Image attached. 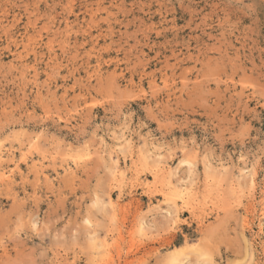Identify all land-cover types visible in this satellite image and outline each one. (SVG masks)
Instances as JSON below:
<instances>
[{"label":"rangeland","instance_id":"374dc122","mask_svg":"<svg viewBox=\"0 0 264 264\" xmlns=\"http://www.w3.org/2000/svg\"><path fill=\"white\" fill-rule=\"evenodd\" d=\"M0 151V264H264V0H0Z\"/></svg>","mask_w":264,"mask_h":264},{"label":"bare ground","instance_id":"6f19581e","mask_svg":"<svg viewBox=\"0 0 264 264\" xmlns=\"http://www.w3.org/2000/svg\"><path fill=\"white\" fill-rule=\"evenodd\" d=\"M131 150H133V149L131 148ZM0 152H1V151H0ZM137 153H138V152H137ZM1 160H2V159H1ZM8 160H9V159H8ZM1 164H2V163H1ZM117 165H118V164H117ZM160 165H161V164H160ZM163 166H164V165H163ZM157 167H158V166H157ZM120 170H121V169H120ZM125 171H126V170H125ZM121 172H122V171H121ZM122 176H123V175H122ZM164 177H165V176H164ZM157 178H158V176H157ZM157 182H158V181H157ZM169 184H170V183H169ZM155 185H156V184H155ZM153 186H154V184H153ZM173 187H174V186H173ZM178 193H180V192H178ZM170 196H171V195H170ZM183 196H184V194H180L179 197H180L182 200H184V197H183ZM179 197H178V198H179ZM182 202H183V201H182ZM183 203H184V202H183Z\"/></svg>","mask_w":264,"mask_h":264}]
</instances>
